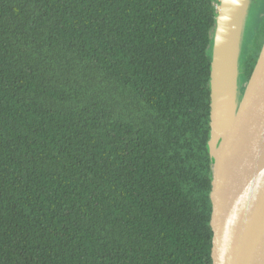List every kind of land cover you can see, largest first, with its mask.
I'll return each mask as SVG.
<instances>
[{"label": "trees", "instance_id": "trees-1", "mask_svg": "<svg viewBox=\"0 0 264 264\" xmlns=\"http://www.w3.org/2000/svg\"><path fill=\"white\" fill-rule=\"evenodd\" d=\"M217 1L0 0V264H213Z\"/></svg>", "mask_w": 264, "mask_h": 264}, {"label": "water", "instance_id": "water-1", "mask_svg": "<svg viewBox=\"0 0 264 264\" xmlns=\"http://www.w3.org/2000/svg\"><path fill=\"white\" fill-rule=\"evenodd\" d=\"M216 8L208 46L213 264H264V42L248 79L243 70L264 0H218Z\"/></svg>", "mask_w": 264, "mask_h": 264}, {"label": "rangeland", "instance_id": "rangeland-1", "mask_svg": "<svg viewBox=\"0 0 264 264\" xmlns=\"http://www.w3.org/2000/svg\"><path fill=\"white\" fill-rule=\"evenodd\" d=\"M262 40L264 42V20L260 23L258 29H256L255 36L253 37V40H252V42L250 44L251 47H252L251 48L252 50L251 49L249 50L250 56L255 57L256 55L259 54L260 49L262 47V45L260 47V43L262 42ZM263 42H262V44H263ZM244 69L245 68L243 66V70Z\"/></svg>", "mask_w": 264, "mask_h": 264}]
</instances>
